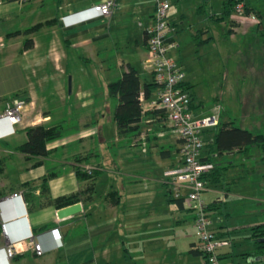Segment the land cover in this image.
Returning a JSON list of instances; mask_svg holds the SVG:
<instances>
[{
	"label": "crops",
	"instance_id": "1",
	"mask_svg": "<svg viewBox=\"0 0 264 264\" xmlns=\"http://www.w3.org/2000/svg\"><path fill=\"white\" fill-rule=\"evenodd\" d=\"M95 1H0V264H203V256L191 250L196 243L193 211L172 195L164 174L179 164L180 139L161 112L153 111L158 109L151 104L158 87L148 97L140 95L138 127L126 132L117 129L113 117L117 99L107 90L108 82L118 78L127 63L136 67L142 82L152 79L143 59L153 0H117L107 17L93 16L88 7ZM221 5L222 0L219 4L201 0L191 15L183 11L169 14V35L176 42L169 54L182 68V34L188 31L194 40L196 32L202 31V44L210 41L206 21H218L215 15ZM131 11L142 13V31L126 48L129 56H124L119 43L122 37L131 40L126 36L127 25L134 21ZM230 17L235 20L233 14ZM52 18L51 23H44ZM37 22L43 24L30 33H14ZM219 22L231 26L225 19ZM27 37L33 43L25 47ZM92 57L96 66L91 70L71 67L74 60L91 62ZM69 72L77 80L67 91ZM183 84L195 115H209L199 109L202 100L188 72ZM25 97L29 100L24 101ZM14 99L23 101V111L20 121L11 123L1 113ZM220 121L232 125L223 114L216 124L201 130L210 147L203 146L200 156L214 162L205 176L207 188L202 196L209 183L218 184L226 172L241 166L243 172V158L248 155L238 149H216L214 137ZM41 122L61 126V134L46 142L47 154L20 151L26 127ZM77 165L90 168L92 174L78 178ZM214 171L220 179H212ZM44 184L47 191H42ZM89 184L91 189L83 190L78 200L81 209L72 214L59 217L58 207L45 204L47 194L56 197ZM214 192L221 193L218 188ZM220 200L206 201L213 203L208 215L219 208ZM212 228L227 237L223 226L213 220ZM31 235L43 253H35ZM10 243L15 252L8 256ZM229 246L221 252L227 253L226 262L234 264Z\"/></svg>",
	"mask_w": 264,
	"mask_h": 264
},
{
	"label": "rangeland",
	"instance_id": "2",
	"mask_svg": "<svg viewBox=\"0 0 264 264\" xmlns=\"http://www.w3.org/2000/svg\"><path fill=\"white\" fill-rule=\"evenodd\" d=\"M219 1L216 0V3L219 4ZM199 2L201 0H170L169 14L183 11L191 15L192 9ZM209 10L213 12L211 8ZM47 12L46 10L43 13L47 14ZM130 14L133 15L134 21L127 25L126 36L128 40H131L126 42L127 40L124 41L122 37L119 43L120 52L124 56H129L126 48L128 47L129 50L130 46L134 44L132 39L139 37L142 31L140 25L142 13L132 12ZM232 14L235 17V24L229 23L231 25L230 32H224L228 27L226 22L206 21L210 26L207 35L212 36L207 43L198 45L188 31L182 34L180 59L183 63V70L193 78V90L202 100V104L199 106L200 110H205L209 114L219 110V116L224 114V117L231 119V124L235 126L251 130L264 129L262 126L264 124V49L253 34L257 18L252 14L237 12ZM230 34H232L231 38L227 37ZM95 66V57H92L91 62L74 60L71 63L73 70H78L81 67L91 70ZM76 80L75 73L73 78L70 72L66 75L67 91L72 81L75 83ZM205 114L197 116L201 117ZM205 140L206 144L203 146L209 148L210 144L206 137ZM256 154L257 150L254 152V157H257ZM243 160L246 163L245 165L242 162L244 164L243 172L239 170L242 166L226 172L218 184L209 183V188L203 195L207 202L217 198L221 199L219 208L210 210L209 216L212 218L213 224L219 223L227 232V238L230 239L228 248L232 252L234 264L242 262L236 253L253 248V241L248 237L249 226L264 221V177L262 176L264 164L259 161L254 163L248 155ZM215 161L219 160L215 159ZM250 165H256L258 170L245 171ZM234 177H240V179L232 181L231 178ZM215 188H218L221 193L216 195ZM221 259L225 260L224 257Z\"/></svg>",
	"mask_w": 264,
	"mask_h": 264
},
{
	"label": "built area",
	"instance_id": "3",
	"mask_svg": "<svg viewBox=\"0 0 264 264\" xmlns=\"http://www.w3.org/2000/svg\"><path fill=\"white\" fill-rule=\"evenodd\" d=\"M1 1V0H0ZM24 1V0H20ZM169 0H154L152 23L146 28V52L144 65L153 74L158 83V92L151 101L155 108H162L167 124L175 131L180 139L179 164L166 169L172 186V195L181 199L183 206L194 213L193 222L196 235L194 247L206 254L207 264H226L219 253L221 248L230 243V239L218 235L212 228V220L206 211L207 202L202 196L207 188L206 174L214 167V162L204 160L200 153L204 145L201 130L219 121V110L215 113L198 117L191 108V96L184 87L185 72L174 57L169 54L170 48L176 45L169 39L167 12ZM117 7V0H97L88 9L93 16H110ZM237 13H243V2L236 5ZM23 111V101L14 99L5 106L1 116L15 123L20 121ZM90 172V168H88ZM12 195H20L13 192ZM32 238V235H31ZM32 246L36 254L43 253L41 244L32 238ZM13 243L6 246L8 256L13 255Z\"/></svg>",
	"mask_w": 264,
	"mask_h": 264
},
{
	"label": "trees",
	"instance_id": "4",
	"mask_svg": "<svg viewBox=\"0 0 264 264\" xmlns=\"http://www.w3.org/2000/svg\"><path fill=\"white\" fill-rule=\"evenodd\" d=\"M239 2H243L244 14H252L257 18V21L254 25L253 34L258 38L259 44L264 49V0H222L221 11L219 14L215 15V19L218 21L225 19L230 24H235V21L230 17V15L236 11V5ZM199 6L202 7L203 5L200 4ZM169 8L167 12V18L168 25L170 26ZM52 21L53 18L46 20L44 23H51ZM42 24L43 22H37L24 28L23 30L18 29L14 31V33H30L35 29H38ZM146 31L147 30H145V34ZM230 31L231 26H228L225 32ZM201 34L202 31H197L193 37L195 43L198 45H201L203 40H205V38L201 37ZM208 38H210V36ZM169 39L174 40L170 37V35ZM32 43L33 41L31 37L25 38V47L32 45ZM156 86L159 87L158 83L154 80L153 74L151 80L142 82L140 73L136 67L130 63L126 64L118 78L108 82L107 90L109 96L117 99V102L114 106L113 117L119 132H126L138 127V122L140 121L142 115V103L140 95L143 94L144 97L150 96ZM23 100L27 101L29 99L25 97ZM153 111L161 112V116H163L165 119V113L162 108H158ZM262 126L264 128V124ZM26 134V139L18 146V149L26 154L28 153L44 156L48 152V149L46 148V142L50 139L56 138L61 134V126L59 124L43 122L36 123L26 127ZM214 143L216 145V149L220 152L223 150L238 149L247 153L254 163L259 161V163L264 164V129L257 128L251 130L249 128L235 126L233 124H221L220 121L215 132ZM255 150H257V157H254ZM255 170H258L256 165H250L245 169V171ZM215 171L211 173V175H213L212 179H220V176L215 174ZM75 172L78 178H87L92 174L91 169L89 172L88 168H82L79 165L75 167ZM262 176L264 177V172ZM46 178L47 176H44L42 179L45 181ZM90 189L91 184L82 190L80 189L78 191L56 197H52L51 195L47 194L45 204H53L54 206L60 208L65 205L77 202L81 199L83 190ZM42 191H47L46 184H44ZM179 200L181 201V199ZM212 204L213 203H207L206 211L213 207L211 206ZM249 228L250 234L248 237L253 241V248L236 253V255H239L240 258L243 259L240 264H264V239H260L264 236V221L251 224ZM191 250L200 253L203 258L206 257V254L197 248ZM219 256L220 258H225L227 253L220 251ZM223 261L226 262L225 260ZM203 264L207 263L204 262ZM226 264L233 263L226 262Z\"/></svg>",
	"mask_w": 264,
	"mask_h": 264
},
{
	"label": "water",
	"instance_id": "5",
	"mask_svg": "<svg viewBox=\"0 0 264 264\" xmlns=\"http://www.w3.org/2000/svg\"><path fill=\"white\" fill-rule=\"evenodd\" d=\"M80 209H81V203H80V201H77V202L71 203L69 205H65L63 207L58 208L57 215L59 217H63V216H66L68 214H72V213H74ZM260 239H264V236L261 237Z\"/></svg>",
	"mask_w": 264,
	"mask_h": 264
}]
</instances>
